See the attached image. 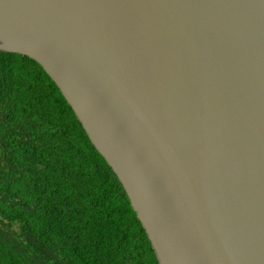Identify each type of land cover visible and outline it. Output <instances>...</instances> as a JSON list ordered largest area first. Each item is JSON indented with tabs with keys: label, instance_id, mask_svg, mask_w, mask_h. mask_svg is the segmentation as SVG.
Returning a JSON list of instances; mask_svg holds the SVG:
<instances>
[{
	"label": "water",
	"instance_id": "95a60500",
	"mask_svg": "<svg viewBox=\"0 0 264 264\" xmlns=\"http://www.w3.org/2000/svg\"><path fill=\"white\" fill-rule=\"evenodd\" d=\"M122 183L160 264H264V0H0Z\"/></svg>",
	"mask_w": 264,
	"mask_h": 264
},
{
	"label": "trees",
	"instance_id": "16d2710c",
	"mask_svg": "<svg viewBox=\"0 0 264 264\" xmlns=\"http://www.w3.org/2000/svg\"><path fill=\"white\" fill-rule=\"evenodd\" d=\"M0 264H160L58 86L33 58L2 50Z\"/></svg>",
	"mask_w": 264,
	"mask_h": 264
}]
</instances>
